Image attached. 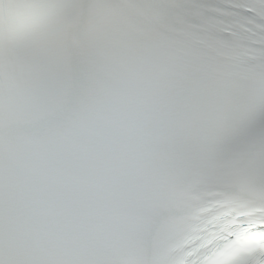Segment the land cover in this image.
<instances>
[{"label": "snow or ice", "instance_id": "1", "mask_svg": "<svg viewBox=\"0 0 264 264\" xmlns=\"http://www.w3.org/2000/svg\"><path fill=\"white\" fill-rule=\"evenodd\" d=\"M0 264H264V0H0Z\"/></svg>", "mask_w": 264, "mask_h": 264}]
</instances>
